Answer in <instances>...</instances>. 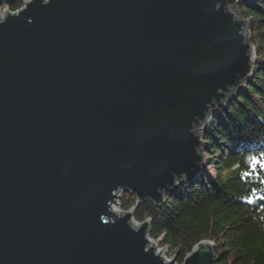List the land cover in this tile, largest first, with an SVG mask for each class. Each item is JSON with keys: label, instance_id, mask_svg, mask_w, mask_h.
Here are the masks:
<instances>
[{"label": "water", "instance_id": "obj_1", "mask_svg": "<svg viewBox=\"0 0 264 264\" xmlns=\"http://www.w3.org/2000/svg\"><path fill=\"white\" fill-rule=\"evenodd\" d=\"M12 0H0V8ZM234 0H28L0 18V264H175L114 211L197 178L251 79ZM251 0H236L237 3ZM203 145V148H202ZM203 239L182 264H218Z\"/></svg>", "mask_w": 264, "mask_h": 264}, {"label": "trees", "instance_id": "obj_2", "mask_svg": "<svg viewBox=\"0 0 264 264\" xmlns=\"http://www.w3.org/2000/svg\"><path fill=\"white\" fill-rule=\"evenodd\" d=\"M26 0H12L16 11ZM249 19L257 58L254 73L240 92L206 124L208 167L157 204L122 191L121 206L134 207L140 222L150 220V236L184 261L203 239L214 242L218 264H264V0L237 3ZM212 172V173H211Z\"/></svg>", "mask_w": 264, "mask_h": 264}, {"label": "rangeland", "instance_id": "obj_3", "mask_svg": "<svg viewBox=\"0 0 264 264\" xmlns=\"http://www.w3.org/2000/svg\"><path fill=\"white\" fill-rule=\"evenodd\" d=\"M26 1H28V0H26ZM25 1V2H26ZM24 5H25V3H24ZM23 5V6H24ZM228 5H231L235 10H237L238 11V8H237V2H236V0H234V1H230L229 2V4ZM7 9H10V8H7V4H5L3 7H1L0 8V10H3L2 12H5ZM1 15H2V13H1ZM0 15V18L2 17ZM211 119H209L208 121L206 120V122H202L201 124H200V126H199V129H198V133L200 134V136H203L204 135V133H205V131H206V128H207V126H206V124L210 121ZM202 148H203V145H202ZM205 158H203V162H204V164L206 165V167H208V163H207V161H206V156H204ZM203 171V170H202ZM202 171H201V173H202ZM201 173H199V175L200 176H202L203 174H201ZM212 173V172H211ZM198 175V176H199ZM197 176V177H198ZM193 179H196V178H193ZM123 200V198H122V193H121V197L119 196L117 199H116V204H117V208L119 209V212L121 213L122 212V214L126 211L122 206H121V203H120V201H122ZM133 209V211H135V209H134V207H131V208H129V210H132ZM134 213H133V215H132V217H131V219H130V221H132V222H137V224H140L137 220H135L134 218ZM149 235V233L147 234V236ZM150 236V235H149ZM148 236V237H149ZM150 238H152L153 239V241H154V243H155V248H156V250L157 251H162V253H164L165 255H163L162 257H163V259L164 260H166V259H168L169 261H171V260H173L174 259V257H173V255H171V254H169V249H167V247H165V246H161L160 244H159V242H158V240H156L155 238H153V237H150ZM183 263V260L182 261H180L177 257H176V262H175V264H182Z\"/></svg>", "mask_w": 264, "mask_h": 264}, {"label": "snow or ice", "instance_id": "obj_4", "mask_svg": "<svg viewBox=\"0 0 264 264\" xmlns=\"http://www.w3.org/2000/svg\"><path fill=\"white\" fill-rule=\"evenodd\" d=\"M250 160L253 163H257V164H260L261 166H264V156H262V157H250Z\"/></svg>", "mask_w": 264, "mask_h": 264}, {"label": "bare ground", "instance_id": "obj_5", "mask_svg": "<svg viewBox=\"0 0 264 264\" xmlns=\"http://www.w3.org/2000/svg\"><path fill=\"white\" fill-rule=\"evenodd\" d=\"M202 171V170H201ZM200 171V172H201ZM112 208H113V210L114 211H119V209L117 208V204L114 202V203H112ZM122 213V212H121ZM132 224H134L135 225V227H137V226H140L141 224H137V222H132ZM149 238H150V236H149ZM150 242H152V243H154V241H153V239L152 238H150Z\"/></svg>", "mask_w": 264, "mask_h": 264}, {"label": "built area", "instance_id": "obj_6", "mask_svg": "<svg viewBox=\"0 0 264 264\" xmlns=\"http://www.w3.org/2000/svg\"><path fill=\"white\" fill-rule=\"evenodd\" d=\"M3 10H0V15H1V13H2V17L1 18H3L4 16H5V13H6V11L5 12H2ZM16 11H18V10H16ZM16 11H11V12H16Z\"/></svg>", "mask_w": 264, "mask_h": 264}, {"label": "clouds", "instance_id": "obj_7", "mask_svg": "<svg viewBox=\"0 0 264 264\" xmlns=\"http://www.w3.org/2000/svg\"><path fill=\"white\" fill-rule=\"evenodd\" d=\"M133 218L135 219V217H133ZM135 220H137V219H135ZM147 220H148V219H147ZM137 221H138V220H137ZM138 222L140 223V221H138ZM141 223H142V222H141ZM141 223H140V224H141ZM147 234H148V233H147ZM149 235H150V232H149ZM149 235H148V236H149ZM150 237H151V236H150ZM159 251H160V250H159ZM160 252L162 253V251H160ZM162 254L165 255L164 253H162ZM166 261H169V260L166 259Z\"/></svg>", "mask_w": 264, "mask_h": 264}]
</instances>
